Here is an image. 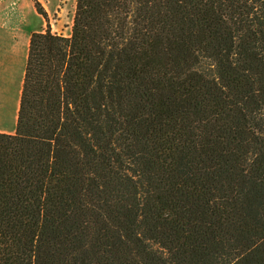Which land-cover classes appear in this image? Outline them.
<instances>
[{"label":"trees","instance_id":"1","mask_svg":"<svg viewBox=\"0 0 264 264\" xmlns=\"http://www.w3.org/2000/svg\"><path fill=\"white\" fill-rule=\"evenodd\" d=\"M34 6L0 264H264V0Z\"/></svg>","mask_w":264,"mask_h":264},{"label":"rangeland","instance_id":"2","mask_svg":"<svg viewBox=\"0 0 264 264\" xmlns=\"http://www.w3.org/2000/svg\"><path fill=\"white\" fill-rule=\"evenodd\" d=\"M46 10L48 23L52 31L70 35L75 13L76 0H37ZM3 8H7L3 12ZM0 16L3 20H10L15 24L16 32L25 37L33 29L42 30L45 21L34 6V0H0ZM20 55V54H19ZM24 63V61H23ZM24 64L10 58L0 68V85L2 91V109L0 115V129L13 132L23 76Z\"/></svg>","mask_w":264,"mask_h":264},{"label":"crops","instance_id":"3","mask_svg":"<svg viewBox=\"0 0 264 264\" xmlns=\"http://www.w3.org/2000/svg\"><path fill=\"white\" fill-rule=\"evenodd\" d=\"M6 9L3 8L2 11L5 12ZM33 31L35 30L31 29L25 37H21L20 33L16 32V27L13 22L8 19L3 20L0 16V68L6 64L8 58L11 61H15V63L19 60L21 65L25 64L29 37ZM1 91L2 88L0 85ZM2 102V96L0 95V115ZM0 131L11 133L10 131H4L2 129Z\"/></svg>","mask_w":264,"mask_h":264}]
</instances>
